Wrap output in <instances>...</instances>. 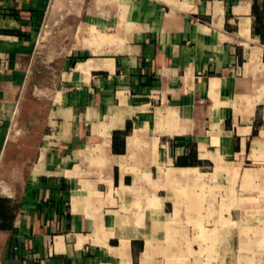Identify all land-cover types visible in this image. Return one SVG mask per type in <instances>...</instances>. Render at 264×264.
Instances as JSON below:
<instances>
[{
	"label": "crops",
	"instance_id": "obj_1",
	"mask_svg": "<svg viewBox=\"0 0 264 264\" xmlns=\"http://www.w3.org/2000/svg\"><path fill=\"white\" fill-rule=\"evenodd\" d=\"M0 264H264V0H0Z\"/></svg>",
	"mask_w": 264,
	"mask_h": 264
}]
</instances>
